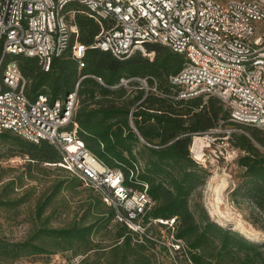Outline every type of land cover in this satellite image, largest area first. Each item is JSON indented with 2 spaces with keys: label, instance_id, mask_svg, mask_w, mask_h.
Wrapping results in <instances>:
<instances>
[{
  "label": "built area",
  "instance_id": "1",
  "mask_svg": "<svg viewBox=\"0 0 264 264\" xmlns=\"http://www.w3.org/2000/svg\"><path fill=\"white\" fill-rule=\"evenodd\" d=\"M78 13L99 25L90 45L79 40ZM147 42L184 55L181 69L168 78L173 91H158L153 77L150 84L147 77L121 78L113 88H140L145 94L152 91L177 100L199 97L206 102L215 97L227 112L226 119L218 120L219 128L228 122L264 129V0H0V133L9 131L35 144L48 142L58 155L51 165L92 189L134 240L156 241L152 228L163 225L171 229L178 250L184 244L173 233L175 217H147L153 200L146 185L125 183L122 170L105 165L78 136L74 118L78 83L63 97L44 93L31 97L13 58L36 57L47 71L54 57L69 51L81 69L90 47L119 60L136 51L152 59L145 50ZM225 132L229 137L230 129ZM191 143L189 152L198 161Z\"/></svg>",
  "mask_w": 264,
  "mask_h": 264
},
{
  "label": "trees",
  "instance_id": "2",
  "mask_svg": "<svg viewBox=\"0 0 264 264\" xmlns=\"http://www.w3.org/2000/svg\"><path fill=\"white\" fill-rule=\"evenodd\" d=\"M75 20L79 27V40L90 45L99 32V25L80 13L76 14ZM145 50L153 54L152 59L136 51L127 59L119 60L107 51L90 47L84 54V67L81 69L69 51L54 57L47 71L43 70L36 57L17 54L13 58L26 80V92L31 97L38 93L63 97L78 83L74 117L78 136L87 150L105 165L119 167L125 183L138 188L146 185L153 200L147 217L163 220L175 217V237L187 247V259L191 264H264L263 244L248 240L240 232L210 219L206 213L197 222L188 206V197L199 182L198 172H204L190 156L191 137L216 127L219 119L227 118L219 100L215 97L206 102L199 97L177 100L161 97L152 91L145 94L140 88H136V94L128 98L125 97L126 87H112L121 78L147 77L150 84L152 80L149 77H153L158 91L167 94L173 91L168 78L181 69L184 55L158 43H145ZM137 84L136 81L133 83ZM139 100L141 102L136 105ZM182 104H185L184 109L177 107ZM248 129L250 136L238 134L232 137L234 145L245 151L237 163L245 168L247 177L238 189L233 190V196L239 192L242 200L253 203L264 216V155L254 144L264 146V132ZM0 138L18 144L22 153L28 156V162L51 165L58 161L54 147L46 141L35 144L9 131L1 132ZM155 138L159 140L155 141ZM139 158L144 159V165ZM96 196V207L105 209L98 212H106L105 222L111 221L113 209ZM2 202L5 204L7 201ZM47 204L36 205L38 217ZM103 220L97 218L92 223H74L59 228L41 227L30 240L14 242L0 238V260L48 253L44 245L34 242L36 239H51L68 245L78 243L87 247L91 233ZM115 226V239L120 241V246H129L131 241L143 245V242L134 240L126 225L116 222ZM152 231L155 232V226Z\"/></svg>",
  "mask_w": 264,
  "mask_h": 264
},
{
  "label": "rangeland",
  "instance_id": "3",
  "mask_svg": "<svg viewBox=\"0 0 264 264\" xmlns=\"http://www.w3.org/2000/svg\"><path fill=\"white\" fill-rule=\"evenodd\" d=\"M136 92V88H126L125 97L130 98ZM184 105L177 107L184 109ZM248 128L264 132L260 127L227 122L220 128L216 126L194 134L204 138V158L196 161L190 156L204 172H198L199 182L188 197V206L197 222L205 213L210 219L216 220V214L209 207V200L219 193L222 202L218 203V209L223 214L219 223L232 231H236L234 227L240 223L246 230H257L261 236L259 242L264 245V216L253 203L242 200L239 192L233 196V190L238 189L247 177L245 168L237 163L245 151L234 145L232 137L238 134L250 136ZM227 129H230L229 137H226ZM210 130L214 131L212 135L208 134ZM154 140L158 141L159 138ZM254 144L264 155V146L256 142ZM139 160L144 165V159ZM28 161V156L22 153L18 144L0 138V238L14 242L30 240L41 227L59 228L74 223H92L97 218L104 220L91 233L87 247L78 243L68 245L51 239H36L34 242L44 245L48 253L0 260V264H44L49 261H54V264H191L187 259L184 242V247L175 250L171 229L163 225L155 227L153 234L156 241H148L142 246L131 241L129 246H120V241L115 239L116 221L112 219L105 222L106 212H98L105 209L96 207L94 201L97 196L89 187L58 166ZM215 173L228 178L226 188L220 192L210 189L211 182L217 181ZM4 200L7 202L2 204ZM44 202L48 204L38 217L36 205ZM173 225L175 233V222Z\"/></svg>",
  "mask_w": 264,
  "mask_h": 264
},
{
  "label": "bare ground",
  "instance_id": "4",
  "mask_svg": "<svg viewBox=\"0 0 264 264\" xmlns=\"http://www.w3.org/2000/svg\"><path fill=\"white\" fill-rule=\"evenodd\" d=\"M204 146H205L204 138L201 137L200 135H195V137L193 138V142L191 143V149H192L196 159L203 160V158H204L203 147ZM214 175L217 176V181L214 183L211 182L210 189L214 192H220L226 188V186L228 184V178L225 175H219L218 176L217 173H215ZM212 179H214V178H212ZM220 202H222V199H221L219 193L214 197L212 196V198H210V200H209V207H210L211 211L216 214V217H217L216 221L217 222H221V220L223 219V214L218 209V203H220ZM240 224L241 225L234 227L236 231L240 232L243 236L247 237L248 240H256L258 242L261 241V236H260L259 231H257V230H255V231L246 230L243 227V224L242 223H240Z\"/></svg>",
  "mask_w": 264,
  "mask_h": 264
},
{
  "label": "water",
  "instance_id": "5",
  "mask_svg": "<svg viewBox=\"0 0 264 264\" xmlns=\"http://www.w3.org/2000/svg\"><path fill=\"white\" fill-rule=\"evenodd\" d=\"M67 95V93H65V95L64 96H66Z\"/></svg>",
  "mask_w": 264,
  "mask_h": 264
}]
</instances>
